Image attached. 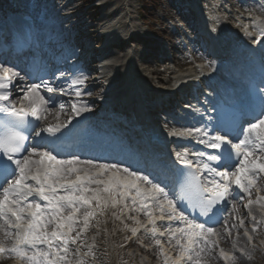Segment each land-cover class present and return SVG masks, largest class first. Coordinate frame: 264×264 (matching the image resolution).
<instances>
[{
  "label": "snow or ice",
  "instance_id": "obj_1",
  "mask_svg": "<svg viewBox=\"0 0 264 264\" xmlns=\"http://www.w3.org/2000/svg\"><path fill=\"white\" fill-rule=\"evenodd\" d=\"M252 25L258 33L254 43L264 44V20L255 17ZM244 30L248 32L247 25ZM24 43L19 38L13 41L14 47H23ZM16 78L23 80L20 72L0 66V258L16 259L21 264H88L84 257L95 259V253L87 246L81 255L85 247L82 234L96 217L97 209L103 211L109 203L113 207L123 204L127 209V201L133 210L147 217V225H151L148 230L164 264H207V258L219 247L220 233L209 226L210 222L219 223V214L226 210L219 206L229 203L230 198L235 201L247 196L245 207L250 215L254 204L264 208V195H260L264 186H258L264 179V80L231 121L217 118L214 124L204 127L169 132L176 137L195 136L199 144L211 150L193 152L195 162L189 159L187 150L176 152V159L185 166L178 170L177 191L166 190L158 178L132 163H98L76 155L62 159L51 149L29 145L26 133H34L35 137L46 133L59 140L72 116L65 122L59 121L65 110L61 102L57 122L36 130V122L46 120L53 111L49 104L55 100L41 94L42 86L47 93L57 89L48 81L32 83L17 107L12 100ZM86 80L81 74L71 85H84ZM83 94L79 87L75 89L76 97ZM89 111L84 103H71L74 116ZM253 190L257 194L255 199L251 198ZM185 202L205 218L204 222L185 214L181 207ZM231 209L237 211L236 203H231ZM252 220L256 221L254 215ZM136 223L147 227L139 220ZM243 223L241 219L240 226ZM131 231L135 235L138 229ZM224 231L230 232L227 221ZM252 231H256L255 226ZM166 234L169 244L175 241V258L158 238ZM248 239L251 241L252 237ZM219 256L225 264H236L237 257L223 248L219 249Z\"/></svg>",
  "mask_w": 264,
  "mask_h": 264
},
{
  "label": "rangeland",
  "instance_id": "obj_2",
  "mask_svg": "<svg viewBox=\"0 0 264 264\" xmlns=\"http://www.w3.org/2000/svg\"><path fill=\"white\" fill-rule=\"evenodd\" d=\"M3 1L6 0H0V2H2L1 5H4L6 7L7 3H3ZM56 1L57 0H36L35 5H32L31 1L29 2V8L34 13H36L38 17H40V20H42L41 9H55L56 12L60 15L51 19V21L55 24H60L62 22L60 17H69L70 13L75 11L73 10L74 7L79 4L81 5L84 2L83 0H58V4H55ZM105 1L106 0H95V3H100L101 5L96 9H89V7L92 6H87L86 4H84L86 7L77 12V19L75 21H79L82 23L80 25L77 24V26H73L72 23L69 22L68 24H65L63 26L64 31L70 32L71 35H74L82 26L89 27V24L91 23L102 24L106 22L110 17L113 19L115 18L119 21L121 19H124L125 16V20L128 23L126 33H139L148 37L149 41L145 42L142 46H132L131 56L133 59L131 60V62L129 60V57L127 58V47L116 49V53L118 54L120 60H123V62L127 63L125 68H119V70L117 71V73L120 74L121 77L116 81H122L124 78L126 79L128 75L132 73V71L136 76L141 73L151 76V70L156 66L143 65L142 63L144 62L145 58L144 54L151 53V51L156 50L155 44L156 42H160L161 38H154L155 34H169L167 28L169 23L165 18L169 16V14L176 15L177 13L175 11V8L182 6V4H185V0H159V8L155 13L150 10V14H148L147 12L145 13L142 10V0H110L111 2H109L107 5H104L103 2ZM190 1L194 4H196L197 2L207 9L209 7V4L214 5V2L219 0ZM67 2L69 3L68 5ZM64 3H66L65 9H63ZM120 5L121 7L123 6L125 10H120L112 15V11ZM95 13H97L100 17L99 20H96L97 18L89 20L90 17H92V15H94ZM177 16L189 17L187 13L179 14ZM190 19L191 18H189V20ZM192 21H195V24L197 22L196 19H192ZM181 23L185 24L186 22ZM148 24H150V26H148ZM237 24L239 25L243 23L242 21L238 20L236 21V25ZM55 30L56 31H54L52 35H60L61 32H59L58 29ZM44 33H46V31H44ZM42 41H47V39H44ZM179 55L180 57H189L187 52H184L183 55ZM150 57L151 55L146 57L145 59H150ZM114 60L117 59L115 57H112L109 59V62H113ZM170 64L171 62H169L168 65ZM179 67V65H176L174 66V69L177 70L179 69ZM183 67H186L183 70L191 69V67L189 68L188 66H186V64ZM106 72L107 69L104 72L105 75ZM154 75L155 74L152 73V76L154 78L152 82L153 84H156L158 88L165 89L166 87L171 86L170 83L165 79L172 80L171 75H173V72H163L161 73L162 77H155ZM163 80H165L166 83ZM106 81H108V83L113 82L111 81V79H106ZM147 82L150 83L149 81ZM106 92L107 91L104 90L100 95V101H103L102 95H105L104 93ZM87 94L89 95V92ZM118 107H120V105H118ZM129 110L132 113L134 112L132 108H129ZM132 113H128L127 116H131ZM67 116H59V121H63L67 118ZM52 121H57L56 116ZM97 211L98 214L96 215L95 221L93 223L94 229H91L92 234H90L86 239L82 237L85 247L82 248L81 255H83V253L87 251V246H91L93 252L95 253V259L92 256L84 257L88 264H164V257L157 258L154 254L145 251L138 245V243L143 244V242L144 244H148L151 246L155 245V239L149 238L152 237L151 232L148 230L151 228V225H147V217H144L140 211L137 212L136 210H133L131 206H129L127 209H124L123 204H120V207L114 208L111 206V203H109L105 209L103 208V211H101V209H97ZM241 214H243V211L241 212ZM136 220H139L141 225H147V227H141L136 223ZM228 220H230V232L224 231L223 236L218 237L219 247L216 248L213 251L212 255L207 258V264H225V261L218 256L220 248L231 251L237 257L236 264H264V224L258 223L254 225L256 227V231L254 232L255 238L252 243L256 245V247L253 245L246 247L245 240L242 238V235L237 232L238 228L236 226L232 227V225H237L233 215L231 217H228ZM132 228L138 229L135 235L132 234ZM232 229L234 230L233 233ZM128 241H132L133 245H127L126 243ZM233 245H235V247H233ZM235 248L238 249L239 253L235 251ZM249 256L251 257V259H249ZM0 264L12 263L8 258H5L3 260H0Z\"/></svg>",
  "mask_w": 264,
  "mask_h": 264
},
{
  "label": "bare ground",
  "instance_id": "obj_3",
  "mask_svg": "<svg viewBox=\"0 0 264 264\" xmlns=\"http://www.w3.org/2000/svg\"><path fill=\"white\" fill-rule=\"evenodd\" d=\"M180 1H182V0H180ZM109 2H111V1L110 0H106L105 2H103V4L104 5H107ZM228 2L230 4H233L234 6H237L238 5V2L236 0H228ZM180 9H181V7H180ZM120 10H123L124 11L125 8H123V6L121 7V5L118 6L117 8H115L112 11V15L115 14V13H117ZM213 14L214 13H212V12L210 14L211 20L213 18ZM57 16H58V13H56L55 11H53L51 8H49L48 10H45L44 11V18L45 19L43 21H41V24H43V26L45 27V29L47 31V34H46L47 36L50 34V32L54 31L55 29H62V25L68 22L66 19H62V23L60 24L61 26L59 24H53V22L51 21V19H53L54 17H57ZM171 17L175 21L185 20L186 19V16L185 17H181V16L171 15ZM118 24L120 26V29H122L124 31L123 32L124 37H120L122 41L120 43H118L119 41L116 42V44H115V46L113 48L111 47V48L108 49V52H107L106 57H103L102 58V59H105V58L108 59V58L115 57L117 59V60H114L113 62H111L109 64H105V68H107V71L108 70L109 71H116L119 68H125V66L127 65V63L123 62V60H120V58L118 57V54L116 53V49L118 47H120V48L129 47L131 45V43H134L138 47L140 45L142 46L145 42L149 41V38L148 37H146L144 35H141L139 33L132 34V37L130 36L128 38V34L129 33H126V31H125L126 30L125 25H127V23L124 21V19H121L120 21H118ZM215 25L218 26V23L215 22ZM188 26L190 27V24ZM109 29L112 30V28H109ZM94 33L96 34L95 29L90 30L89 28H84V29L81 30V32H79L78 34L74 35V38H73L72 41L76 42L75 44H79V45H81V47L84 48L86 46V44H87L86 42H87L88 39H90V40L97 39V37H95L96 35L94 36ZM68 37L69 36L67 34H62V35L57 36L55 38H57V40H63V39H67ZM115 40L112 38L110 42L113 43ZM52 41L53 40H51L50 42H52ZM48 44L50 45L51 43H48ZM112 45H114V44H112ZM155 47H156V50H154V51L157 52L158 49L159 50L162 49L163 45L160 42H156ZM151 53L144 54V57L145 58L148 57V56H150V55H151L152 58L151 57H150V59H145L144 58V62L142 64L143 65H147V66H156V67L152 68V70H151V76H149V77H152V73L155 74L154 75L155 77H162L161 76V73H163V70L161 69V67L163 66L162 64H164V62H161V63L158 62L156 54H151ZM97 54H98V50H96V52H95V54L93 56L92 55L91 56L84 55V53H82L81 56H84V58H88L89 60H92V58H94ZM48 66H50V61L49 60H46V62L44 63L43 67L39 71V75H42L41 79L39 80V82H41V83H42V81H47V78L50 79V77H51V79H54V77L56 75L63 74L62 72H65V70L67 71V69L60 68L57 71H52L51 72V71H49L48 68L46 69V67H48ZM104 72L105 71L102 70L101 68H99L98 66L92 67L90 69H85L82 74L84 76H86L87 79H88V77H91L92 76V73L93 74H97L99 76H97V77L94 78V81H95L94 86L89 87V88L87 87L86 90H84V91L88 92L89 90H92L94 93H100L101 90L104 89V88H109L108 91H111L113 89H116V88H119L120 86H124L125 85V87L126 86L131 87L128 90L127 96H128L129 99H138L137 109H139V107H141V104H142V101H141L142 97L140 96V93L143 90L146 89V85H145L146 83L142 80L143 79L142 78V75L141 76L139 75V77L138 76L136 77V76H134V73L132 72V73H130L128 75V77L126 79L127 82H121L118 85H115L114 83L106 84L104 82V78L102 76V73H104ZM164 72H167V70L165 69ZM147 78H148V76L145 75V80ZM18 80L20 81V79H18ZM139 80H142V81H139ZM87 81L90 82L89 80H87ZM176 81H178V78L176 79ZM176 81H175V83H176ZM39 82H36V80H33L31 82V84L32 83L40 84ZM50 84L54 88H56L57 90L59 88H62V86H64L69 92H73L74 91L73 88H77V87H79L81 90H83V86L82 85H78L76 87H73V86H70V84H68V83L66 84V81L64 79L61 82H59L60 85H57L56 83H53V82H51ZM17 96H19V95H17ZM77 100L80 101L81 103H84V104H87V105H90V104H92L94 102V100H91V101L89 100L88 101V100H85L84 98H78V99H75L73 101H77ZM61 102H63L66 107H65L64 112L62 114H60V117H62L63 115H66L67 113L70 112V110H71L70 109V101L68 99H65L64 97L63 98L60 97V99L58 97H55L54 102H52L51 104H49V108L50 109H53V111L47 116V118H46V120L44 122L52 121V120L55 119L56 112L59 109V107L57 105L59 103H61ZM136 112L137 113H141V112H138V111H136ZM108 113H109V115H111L112 111H109ZM118 115H122V114H115V113L112 114L113 117L114 116H118ZM133 117H137V115H133ZM124 118L127 119V115H124ZM138 119H140V118H138ZM123 120L125 121V119H123ZM146 127L149 129L151 127V125L148 124ZM139 153H142V151H140ZM149 173L150 174H153L151 172V168H149ZM93 187H95V185H93ZM166 190H169V188L166 189ZM107 195L108 194H106V197H107ZM159 224H160V222L158 221V225ZM162 242H163V240H162ZM173 258H175V257H173Z\"/></svg>",
  "mask_w": 264,
  "mask_h": 264
},
{
  "label": "trees",
  "instance_id": "obj_4",
  "mask_svg": "<svg viewBox=\"0 0 264 264\" xmlns=\"http://www.w3.org/2000/svg\"><path fill=\"white\" fill-rule=\"evenodd\" d=\"M143 1V10L150 14V10L154 13L157 5V0H142Z\"/></svg>",
  "mask_w": 264,
  "mask_h": 264
}]
</instances>
